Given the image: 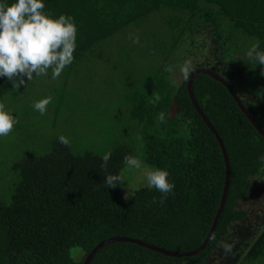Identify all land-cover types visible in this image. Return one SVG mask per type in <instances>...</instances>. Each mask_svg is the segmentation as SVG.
Returning <instances> with one entry per match:
<instances>
[{"label": "trees", "instance_id": "16d2710c", "mask_svg": "<svg viewBox=\"0 0 264 264\" xmlns=\"http://www.w3.org/2000/svg\"><path fill=\"white\" fill-rule=\"evenodd\" d=\"M169 1L44 0L42 11L54 19L60 15L74 19L77 47L73 55L77 60L165 8ZM175 3L172 7L176 10L187 9L184 12L188 17L183 15L187 23L198 15L214 26L217 59L221 61L224 52L233 64L248 63L246 72L237 69L229 78L209 69L231 89L206 74H197L193 82L195 99L228 153L231 178L226 206L212 241L195 257H169L132 242H114L103 247L89 264H254L264 257V220L257 230L240 208V202L248 200L254 191L251 179H264V162L259 159L264 156V136L231 92L264 130V65L258 66L246 55L253 43L264 51V0ZM190 3L193 7L187 5ZM177 27L169 25L173 31ZM186 27L182 36L194 35L196 28ZM179 37L161 51L168 55L162 56L156 78L143 96L139 101L133 99L137 104L129 121L137 122L136 127L142 131L137 143L121 142L116 134L110 137L115 140L107 142L105 151L79 153L56 140L50 152L29 155L15 166L20 178L10 188V202L0 203V264H85L102 242L113 238L139 240L175 253L192 252L205 243L221 206L227 168L216 135L191 99L192 73L178 86L173 73L163 70L165 65H172L169 61L178 49ZM158 43L155 47L163 49ZM233 53L244 57L233 60ZM240 78L251 82L247 87L255 94L253 103L242 98ZM12 85L7 78L0 79V101ZM155 92L161 100L153 105L150 100ZM161 111L166 113L164 123L156 119ZM109 151L112 155L105 168L102 157ZM126 155H135L150 168L169 172L175 188L166 200L161 203V194L149 187L123 199L122 191L129 185ZM105 174H121L123 182L108 189ZM225 243L232 245L231 252L224 251ZM75 250L83 251L79 261L74 257Z\"/></svg>", "mask_w": 264, "mask_h": 264}, {"label": "rangeland", "instance_id": "374dc122", "mask_svg": "<svg viewBox=\"0 0 264 264\" xmlns=\"http://www.w3.org/2000/svg\"><path fill=\"white\" fill-rule=\"evenodd\" d=\"M176 1L180 3L187 0ZM174 4L175 0L169 1L164 5L165 8H160L127 31L96 46L84 58L74 60L58 79L53 80L49 71L47 76L8 90L0 103L17 117L19 123L14 125L8 136L0 137V203L10 202V188L20 178V173L14 170L15 166L29 155L50 152L53 143L61 135L67 137L71 147L79 153L105 151L109 148L107 142L115 140L110 137L116 134L121 142L137 143L142 131L136 127L137 122L129 121L137 104L133 99L139 101L156 78L162 56L168 55L161 54V51L174 45L177 36L180 35V43L175 55L171 54L173 57L169 63L177 67L172 79L178 86L188 79L179 72V67L186 60L191 64L189 82L193 74L194 82L197 74L209 75L212 73L209 69L212 68L227 78L237 69L240 72L247 71V62L241 65L237 62L236 65L234 61L233 64L232 60H227L224 52L221 61L217 59L214 26L198 15L187 23L186 17H183L187 16V12H184L187 9L176 10L172 7ZM187 5L193 7L194 4ZM137 24L140 26L137 27ZM187 24L196 28L194 35L182 36L181 31L187 28ZM169 25L178 26L177 31H173ZM158 42H161L160 47L163 49L155 47ZM239 57L243 58L244 55L233 53V60ZM200 65L206 68L197 67ZM254 69L257 70L256 67ZM201 70L209 74L199 73ZM216 77L222 79L218 75ZM247 80H238L239 91L247 103H253L255 94L249 92L251 82ZM45 97H51V103L47 106L46 114L41 115L34 110L33 104ZM30 122L33 125L30 126ZM126 178L129 185L122 191L123 199L138 189L148 188L143 174L138 171L128 170ZM251 182L254 191L248 200L240 202V208L248 213V219L259 230L264 220V179L254 177ZM232 234L230 231L229 238ZM82 252H73L78 261L83 258ZM254 264H264V257Z\"/></svg>", "mask_w": 264, "mask_h": 264}, {"label": "clouds", "instance_id": "9594fccd", "mask_svg": "<svg viewBox=\"0 0 264 264\" xmlns=\"http://www.w3.org/2000/svg\"><path fill=\"white\" fill-rule=\"evenodd\" d=\"M44 0H14L7 3L0 0V79L7 78L16 86L24 85L35 77L47 76L51 70V78L58 79L64 69L74 61L77 47V25L71 16L60 15L52 18L50 13L42 11ZM138 42V40L136 41ZM250 61L264 65V51L259 50V44L253 43L246 53ZM164 72L174 73L176 67L165 65ZM190 61H185L179 67V72L185 79L190 75ZM264 75V73H261ZM158 93L151 96L150 103H159ZM51 97H45L33 104L34 110L41 115L46 114ZM159 123L166 121V113L161 111L156 117ZM19 120L3 103H0V137L8 136ZM59 142L65 146L70 140L61 135ZM112 153L106 152L103 157L104 167H107ZM264 162V156L259 157ZM124 164L127 169L143 174L149 188H155L160 194V202L173 192L175 184L169 180V172L161 168H150L135 155H126ZM104 185L116 188L123 182L121 174H105ZM155 202V201H154ZM226 253L232 251V245H223Z\"/></svg>", "mask_w": 264, "mask_h": 264}, {"label": "water", "instance_id": "95a60500", "mask_svg": "<svg viewBox=\"0 0 264 264\" xmlns=\"http://www.w3.org/2000/svg\"><path fill=\"white\" fill-rule=\"evenodd\" d=\"M199 73H207L209 74L207 71L205 70H201V71H198ZM195 74H193V77H194ZM211 75L212 77H215L217 79H219L218 77L214 76V74H209ZM193 77L190 79V82H189V91H190V95H191V99L196 107V109L200 112V114L203 116L204 120L206 121V123L209 125V127L211 128V130L213 131V133L216 135L220 145H221V148L223 150V154H224V157H225V162H226V168H227V171H226V180H225V188H224V193H223V198H222V202H221V206H220V209L218 211V215L215 219V223L211 229V233L209 235V237L207 238V240L205 241V243L197 250L195 251H192V252H188V253H175V252H172V251H168V250H165V249H161V248H158V247H155V246H151V245H148L142 241H139V240H133V239H129V238H113V239H110V240H107V241H104L102 242L94 251L93 253L88 257L87 261L85 262V264H89L91 262V260L96 256V254L103 248L105 247L106 245H109L111 243H114V242H132V243H135V244H138L142 247H145V248H148V249H151L153 251H156V252H159L163 255H166V256H169V257H176V258H184V257H188V258H191V257H195L197 255H199L202 251H204L208 244L212 241L215 233H216V230H217V227H218V224H219V221L221 219V216L223 214V211L225 209V206H226V202H227V197H228V192H229V188H230V178H231V168H230V162H229V157H228V153H227V150L225 148V145L221 139V137L218 135V133L216 132V130L214 129V127L211 125V123L209 122L208 118L204 115L203 111L201 110L200 106L198 105L196 99H195V96H194V93H193ZM221 82H223L229 89H231L228 85V83H226L224 80L222 79H219ZM232 94H233V97L235 98V100L238 102V104L240 105V107L242 108V110L246 113V115L249 117L250 121L256 126V128L258 129V131L264 136V130L261 128V126H259L258 122L256 120H254L250 114H248V112L245 110V108L243 107V104H242V101L239 99V97L237 96V94L235 92H233L231 90Z\"/></svg>", "mask_w": 264, "mask_h": 264}]
</instances>
